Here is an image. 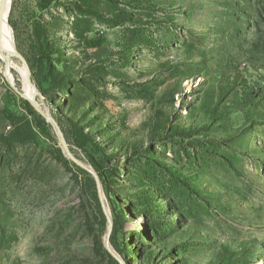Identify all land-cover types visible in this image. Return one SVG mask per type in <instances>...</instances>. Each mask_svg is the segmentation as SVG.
I'll return each mask as SVG.
<instances>
[{
    "label": "rangeland",
    "instance_id": "1",
    "mask_svg": "<svg viewBox=\"0 0 264 264\" xmlns=\"http://www.w3.org/2000/svg\"><path fill=\"white\" fill-rule=\"evenodd\" d=\"M8 24L121 260L0 60V264H264V0H12Z\"/></svg>",
    "mask_w": 264,
    "mask_h": 264
},
{
    "label": "water",
    "instance_id": "2",
    "mask_svg": "<svg viewBox=\"0 0 264 264\" xmlns=\"http://www.w3.org/2000/svg\"><path fill=\"white\" fill-rule=\"evenodd\" d=\"M5 5H6V0H1V4H0V14L3 15L4 10H5ZM13 46H15L14 40H13ZM12 53L15 54V56H17L23 63L24 67H25V74H26V80L27 82L30 84V86L32 87L33 91H34V95L32 96L31 99L27 98L26 96H23L31 103V105L37 110V112L42 115V117H44V119L48 122H50L52 124V126L54 127L60 142L62 144V147L64 149V151L66 152L67 156L73 161L75 162L77 165H79L80 167L84 168L85 170L89 171L92 176L95 179L96 185H97V189H98V195L100 198V202L101 205L103 207L104 213L107 217L108 220V230L105 236V246L108 249V251L114 256L116 257L118 260L120 259V256L117 254V252L112 248V246L110 245L109 242V237H110V232H111V228H112V219L110 216V212L109 209L105 203L104 200V192L102 189V185H101V181H100V177L98 175V173L96 172V170L89 164H87L86 162L82 161L81 159H79L69 148V145L65 139V137L62 134V131L60 130V127L57 123V121L54 119V117L44 108H42L38 101H37V95L36 94H40L42 97L43 95L39 92L38 87L34 84V82L31 79V72H30V67L29 64L27 62V60L24 58L23 55H21L15 48L12 49Z\"/></svg>",
    "mask_w": 264,
    "mask_h": 264
},
{
    "label": "bare ground",
    "instance_id": "3",
    "mask_svg": "<svg viewBox=\"0 0 264 264\" xmlns=\"http://www.w3.org/2000/svg\"><path fill=\"white\" fill-rule=\"evenodd\" d=\"M11 2L12 0H6L4 13L3 15L0 14V60L4 64L5 74L10 82L13 81V76L11 73L12 69L16 70L20 74L22 79V94L31 99L34 95V91L26 80L25 67L24 65L17 63L13 58V55L15 54L12 53V49H16V46H13L12 34L8 24V15L10 12ZM36 95L38 96L39 93Z\"/></svg>",
    "mask_w": 264,
    "mask_h": 264
},
{
    "label": "trees",
    "instance_id": "4",
    "mask_svg": "<svg viewBox=\"0 0 264 264\" xmlns=\"http://www.w3.org/2000/svg\"><path fill=\"white\" fill-rule=\"evenodd\" d=\"M126 18L127 17L125 15H123V13H120V14H117L116 17H114V19L110 18V19H107V20H108V22H118L119 23L122 20H126ZM97 43L98 44L101 43V38L99 40H97ZM48 60L57 70H60L62 68V61L57 59L55 53L54 54H50L48 56ZM23 106L28 111V113L31 114L36 119V121L39 123L40 127L42 128V130H44L45 123H46V120L44 119V117H42V115H40L37 112V110L31 105V103L27 99L23 100ZM96 171H97L98 175L100 176L99 171L97 169H96ZM100 178H101V176H100Z\"/></svg>",
    "mask_w": 264,
    "mask_h": 264
}]
</instances>
